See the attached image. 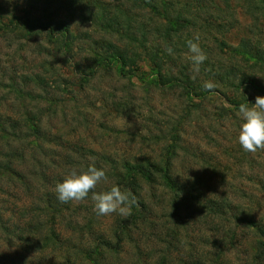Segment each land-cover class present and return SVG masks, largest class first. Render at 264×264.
Instances as JSON below:
<instances>
[{"label": "rangeland", "instance_id": "374dc122", "mask_svg": "<svg viewBox=\"0 0 264 264\" xmlns=\"http://www.w3.org/2000/svg\"><path fill=\"white\" fill-rule=\"evenodd\" d=\"M184 1L171 0L174 5ZM25 2L26 0H0V118L19 119L24 112L37 113L47 107L46 99H43L44 86L35 85L30 79L36 72L44 73L42 65L47 66L51 72L47 75L50 84L47 90L60 103H56L54 116L50 113L43 115L40 131L44 137L39 140L37 148L29 145L31 139L28 138L26 142L16 143V148L11 143V147L0 150L3 155L13 150H24L23 161L16 165L23 175L24 184L10 180L0 184V210L3 217L12 216L8 225L14 236L18 229H12L19 227L12 225L20 223L23 218L31 220L36 217L32 209H40L39 206L44 205L41 201L44 191L55 192L56 184L63 182L73 168L78 172L86 171L94 159L97 168L108 171L111 167H120L123 160L134 162L139 157L159 154L165 142L163 136L168 129L166 124L172 126V123L179 126L181 138V149H178L174 157L172 169L176 181L187 186L186 190L195 186L207 200L225 199L230 204L233 216L248 215L264 226V150L249 153L238 142L241 123L238 110L229 111L231 106L224 97L240 96L231 87L239 82L237 76L232 84L219 81L221 74L227 73L230 77L228 72L231 69L248 70L238 58L230 57L228 54L231 49L224 46L227 44L232 48L244 38L263 49L264 20L260 21L259 18L256 21L251 18L235 0H199L206 6H202L207 9L205 14L199 15L195 27L182 31L180 40H174L173 54L162 63L175 78H178L182 70L197 85L203 86L205 81H218L217 84L214 83L216 88L206 97L188 99L177 86L172 89L165 86L146 87L141 79H125L113 72L98 71L95 75L86 77L89 80L82 84L84 81L79 77L80 71L76 73L74 64H68V60L66 62L58 53V44H47L42 37L26 38L22 29L15 27L24 15L23 10H29L28 3ZM124 7L133 10L136 22H147V30L151 34L163 22L162 18L149 10L135 13V9L129 5ZM30 10L33 16L40 12L38 6ZM51 10L55 12L54 20L67 22L66 15L57 12L56 8ZM205 23L211 27L205 28ZM69 24L77 34L72 52L69 53V61L77 60L80 70L88 68L91 58L89 52L103 48L106 41L120 48L125 47L126 41L95 30L84 24L77 15ZM84 33L87 37L82 35ZM196 35L200 38L199 44L207 59L206 63L204 61L201 64L199 75L193 79L190 53L183 43ZM221 41L225 45L221 46ZM159 46L163 49L162 44ZM141 68L147 70L145 66ZM216 73L220 75L217 76ZM262 76L264 77L260 73L256 75L264 93ZM12 81L17 87L30 92L33 101L26 98L19 100L17 94L9 88ZM237 87L239 88L238 85ZM243 95L248 96L249 103H255L258 93L248 90ZM119 100L127 102L132 112L120 115L117 112L119 109L113 105ZM104 156L115 163H110L109 160L106 162ZM112 184L107 178L92 191H108ZM141 190L149 207L148 222L151 225L145 222L132 225L127 236L130 240L124 239L117 255L109 259L111 264H155L156 250L164 245L160 240L169 229L176 233L179 245L191 241L199 248V241L213 239L210 233L212 226L198 222L197 205L192 203L195 201H189L186 191L181 195L183 201L174 209L170 205L169 194L163 188L155 186L151 190L144 183ZM152 194L156 196V200L152 199ZM91 196L92 192L81 202H68L69 209L63 210L53 221L49 217L41 218L42 213L39 215L37 221L53 227L60 236L61 244L57 247L55 245L56 248L41 252L32 248L26 254L25 242L15 237L6 240L0 232V264H70L69 259L73 260L78 250H92L98 242L110 241L115 223L124 216L116 213L98 216L93 211L94 201ZM208 221L206 219V223ZM229 221L221 223L222 230L226 232L225 242H229V233L234 235L236 244H232V249H225L227 264H252L254 232L245 224L233 223L234 221L228 223ZM31 233L32 231L26 232L25 239L33 238L34 233ZM159 234L161 237H157ZM95 236L98 240L94 239ZM209 247L208 245L207 248ZM180 253L183 254V250ZM80 257L78 255L73 264H77Z\"/></svg>", "mask_w": 264, "mask_h": 264}, {"label": "trees", "instance_id": "16d2710c", "mask_svg": "<svg viewBox=\"0 0 264 264\" xmlns=\"http://www.w3.org/2000/svg\"><path fill=\"white\" fill-rule=\"evenodd\" d=\"M235 1L247 11L251 18L256 21H259V18L260 21L264 20V0ZM113 2L117 4H113ZM25 3H28L29 10H23L24 15L18 20L15 27H18V29L21 28L26 38L27 36L34 38L42 37L47 44H58L60 46L58 53L63 56L66 62L68 60V64H74V69H77L76 73L80 71L79 77L84 81L82 84H85L89 80L86 77L95 75L98 71H101L104 73L113 72L118 77L125 79L132 77L141 79V82L146 87L160 88V86H165L167 89H172L177 86L181 88L182 93L188 99L191 97H199L198 99L204 98L210 93L203 86L192 82L182 70L178 78L173 77L169 70L162 64L169 59L166 48L169 46L173 47L174 40L176 38L180 40V37H182L179 36L182 31L188 27H195L199 15L205 14L207 9L203 7L206 6L200 3L199 0H195L194 2H187L185 0L182 4L178 5H174L171 0H110L108 3L98 0H26ZM125 5H129L130 8L135 9V13L137 11L147 12L149 10L155 16L162 18L163 22L155 27L151 34L147 30V22H136L134 14L132 15L133 10L126 9L124 7ZM37 6L40 12L38 15L33 16L32 10L30 9ZM51 8H56L57 12L66 15L67 22L54 20L55 12ZM216 9L221 11L218 8ZM75 15L84 24L93 27L95 30L101 31L106 35H113L120 41H126L124 42L125 47L120 48L106 41L103 48L98 50L92 49L89 52V57H91L89 66L86 70H80L77 60L69 61V53L72 52L71 48L74 45L73 41L77 38L76 31L70 26L69 22L75 18ZM203 26L208 29L211 27L208 23H205ZM199 31L201 32L200 29ZM202 33L206 34L208 32ZM82 35L87 37L86 33ZM159 44L163 45V49H161ZM219 44L221 46L225 45L223 41ZM183 45L187 47L186 40ZM229 46L227 44L224 46L225 48L228 47V49H231L228 55L233 58H238L248 69L247 71L231 69L228 72L230 77L227 73L223 75L216 73L217 76L220 75L219 81H225L227 84L235 83L234 79L237 76V81L239 82L236 85L232 84L231 87H234L240 96L230 98L224 95L227 99L226 102L231 106L229 108L231 110L229 111L233 112L239 109L241 103L247 104L249 102L248 96L243 95L247 94L248 90L264 96L257 82L258 78L256 77L257 73L264 75V48H258V46L252 45L249 40L244 38L240 39L239 43L235 46H231L232 48ZM142 66H145L147 70H142ZM41 68L45 69L44 73H41V71L36 72L30 79L31 82H35V85L44 86L45 96L43 99H46V102H44L47 104V107L37 113L24 112L19 119H10L9 117L0 118V150L5 147H11V143L16 148V143H20L21 141L26 142L28 138L31 139L29 145H34L37 148L39 146V140H42L44 137L42 131H40L42 117L47 113L54 116L53 111L56 108V103L60 102H56L47 90V87L50 86L48 82L49 76H47L48 73L49 75L51 73L49 68L45 65H42ZM214 81L217 84L218 81ZM237 85L239 88L242 86L245 87L239 89ZM9 88L17 94L19 100L26 98L33 101L32 94L23 88L17 87L13 81L10 82ZM47 95H49L48 99ZM113 105L119 109L117 112L120 115L132 112L127 102L122 103L119 100L114 102ZM229 111L227 110V112ZM169 125L166 124V128L168 129L166 135L163 134V140L165 142L159 154L139 157L134 162L123 160L120 167H111L108 170L109 173L105 171L107 178L113 182L112 186H118L121 191L131 192L136 197V203L132 206L130 215L118 219L115 223V229L110 236V241H100L92 250L82 252L78 250L75 252L74 255H77L73 260L69 259L70 264H73V262L76 263L75 261L78 255H81V257L78 259L77 264H111L109 259L117 255L123 246L124 239H128V230L132 229L130 228L132 225H135L137 222H145L151 225L148 222L150 215L149 207L146 205V198L142 197L141 189L144 183L151 190L155 186L166 190L170 197V205L174 209L183 201L181 195L186 191L189 196V201H195L192 203H196L197 205L196 214H198V222L204 225H211L213 229L210 232L213 235L211 241H199L198 247L200 251H198L199 248L195 247L196 245L191 241L188 244L179 245L180 240L177 238L176 233L170 232L169 229L160 240L164 245L156 250L157 253L155 255L157 256L155 264H227L228 259L225 251L232 249L233 245L235 246L236 244L234 235L229 233V242H225L224 237L226 232L222 230L221 223L228 220H230L228 223L234 221L233 223L245 224L248 229L254 232L255 236L252 238L253 244L251 247L253 252L251 257L252 264H262L264 260V226H261L259 222L254 221L248 215L233 216L231 214V207L229 208L230 204L225 199L219 201L207 200L203 192L196 190L195 186H192L190 190H186L187 186H183V184L176 181L172 169L174 157L178 149H181V138L178 133L179 126L176 123H172V126ZM104 157L106 158V156ZM23 158V149L20 152L13 150V152L7 155L1 154L0 151V184L2 181L6 182L8 180L11 182L18 181L24 184L22 182L23 175L16 168V165L23 161ZM106 159L107 162L109 158ZM109 162L115 163L113 160H109ZM14 178L15 180H12ZM155 197L152 194L153 200H156ZM188 199L186 198L187 202ZM41 201L44 205L42 207L39 206L40 209H32L36 217H32L31 220L23 218L20 223L12 225L13 227H19L12 229H18V233L15 236L8 225L12 216L3 217L0 210V232L4 234L6 240L15 237L17 240L25 242L26 254L32 248L41 252L45 249L56 248L61 244L60 236H58L56 230L53 227H48L44 222L37 221V219L42 213L41 218L49 217V220L53 221L58 215H61L63 210H68L69 206L67 203L59 202L56 193L51 190L44 191ZM21 214H23V211H21ZM206 219H209L207 223ZM31 231V234L34 233L33 231L37 234L34 233L33 238L30 240L25 239V233ZM23 234L24 237H22ZM222 236L223 238L220 239ZM157 237H161V235L159 234ZM94 239L98 240L96 236ZM55 245L56 247H54ZM208 245L210 246L209 248H207ZM180 249L183 250V254L180 253Z\"/></svg>", "mask_w": 264, "mask_h": 264}, {"label": "clouds", "instance_id": "9594fccd", "mask_svg": "<svg viewBox=\"0 0 264 264\" xmlns=\"http://www.w3.org/2000/svg\"><path fill=\"white\" fill-rule=\"evenodd\" d=\"M199 39V36L196 35L186 41L192 62L193 79L199 75L200 66L207 59V55L200 47ZM166 51L169 55L173 54L171 46L167 47ZM203 88L211 92L216 88V85L211 81H205ZM237 115L241 120L238 142L243 150L249 153L264 150V96L257 95L255 103H241ZM106 180L105 171L97 168L93 159L86 171L78 172L73 168L63 182L56 184L55 193L59 202L68 203L81 202L92 192L93 211L98 216H108L113 213L124 217L130 215L132 206L136 203V197L131 192L121 191L115 185L108 191H92L98 183Z\"/></svg>", "mask_w": 264, "mask_h": 264}]
</instances>
